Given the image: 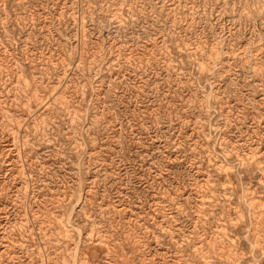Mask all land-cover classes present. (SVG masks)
Returning <instances> with one entry per match:
<instances>
[{
  "label": "rangeland",
  "instance_id": "rangeland-1",
  "mask_svg": "<svg viewBox=\"0 0 264 264\" xmlns=\"http://www.w3.org/2000/svg\"><path fill=\"white\" fill-rule=\"evenodd\" d=\"M0 264H264V0H0Z\"/></svg>",
  "mask_w": 264,
  "mask_h": 264
},
{
  "label": "bare ground",
  "instance_id": "bare-ground-1",
  "mask_svg": "<svg viewBox=\"0 0 264 264\" xmlns=\"http://www.w3.org/2000/svg\"><path fill=\"white\" fill-rule=\"evenodd\" d=\"M74 259V258H73Z\"/></svg>",
  "mask_w": 264,
  "mask_h": 264
}]
</instances>
